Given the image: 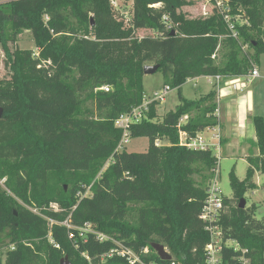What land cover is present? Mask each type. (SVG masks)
I'll use <instances>...</instances> for the list:
<instances>
[{"label": "trees", "instance_id": "1", "mask_svg": "<svg viewBox=\"0 0 264 264\" xmlns=\"http://www.w3.org/2000/svg\"><path fill=\"white\" fill-rule=\"evenodd\" d=\"M126 1L128 26L111 0H0V42L11 71L0 79V242L13 245L0 264H59L64 256L70 264H129L104 256L115 242L146 264H206L210 234L200 214L217 158L210 148L179 144V132L193 138L218 125L217 91L188 99L180 87L200 76H246L259 64L264 0H224L233 31L215 0L193 17L182 10L190 0ZM22 30L32 33L37 55L6 47L7 31L15 37ZM136 30L156 34L138 37ZM146 64L158 65L179 102L160 119L158 103H150L128 129L130 138L148 139L147 150L119 151L114 120L142 103ZM251 122L258 153L247 156L243 179L229 172L232 197L223 196L217 221L221 264H243L241 256L264 264V214L255 218L254 203L239 207L256 187L255 172L264 173V118ZM85 224L90 229L82 232ZM155 244L171 259H161Z\"/></svg>", "mask_w": 264, "mask_h": 264}, {"label": "rangeland", "instance_id": "2", "mask_svg": "<svg viewBox=\"0 0 264 264\" xmlns=\"http://www.w3.org/2000/svg\"><path fill=\"white\" fill-rule=\"evenodd\" d=\"M190 5H186L182 8L183 12H186L188 16H199L211 10V3L209 0H190ZM111 6L116 13V16H121L123 23L125 26L130 24V17H131V8H132V1L126 0H111ZM235 21L239 23L245 22L243 18L240 16L235 17ZM156 33L151 30H136L135 35L138 37H142L145 35H155ZM7 41L6 47H9L10 50H15L16 48L21 50H32L33 54L37 55V48L34 45V39L32 37V33L29 30H22L20 34L13 37L10 31H7ZM244 50L252 51L251 49H247L244 46ZM261 63L258 64V71L259 75L257 78L250 79L248 76L241 77L239 76L238 79H242L241 81L245 84L244 90H242V95L248 94L249 92H253L255 96L253 97V111L255 114L261 113L264 114V108L261 110V106L257 105L256 98L258 99V95L260 93H264V54L260 58ZM150 65V64H146ZM152 65V64H151ZM257 66V65H256ZM254 66V67H256ZM11 77V71L9 69V65L6 61V57L4 55V50L0 42V79L8 80ZM236 78V77H235ZM230 80V79H227ZM223 81V80H222ZM220 84V88L225 91L221 93L218 99V115L219 121L223 123H228L227 127L230 125L227 122V115L231 117L229 111L239 109V113L243 111V109H250L248 108V102H250L251 98H244L239 100V103H235L233 101V95L227 96L226 89L231 87L229 81H223ZM220 82V81H219ZM219 82L216 79L207 80L206 76H200L197 79H189L184 84H182L180 89L181 96L188 98V99H195L198 98L200 95L205 94L209 91V89L213 86L214 89L218 90ZM164 77L161 71H156L152 74H146L143 79V87H144V96H150L152 92L162 90V86L164 85ZM230 84V85H228ZM243 95V96H244ZM179 94L177 88H171L166 95L165 101L162 104L158 103L156 107L157 118L160 119L161 116L169 111L174 109L176 104L179 102ZM217 113V111H216ZM249 118V115L247 116ZM185 120V118H183ZM250 121V119H248ZM244 123L245 121L242 120ZM239 123L236 124L237 128ZM253 128V124L251 122L250 125ZM245 142L242 145L235 143L236 147L227 148L224 146V142L227 140L225 137V133L222 130H219V126L209 127L204 129L203 131L197 133V137L201 138L203 142L206 144L208 148L211 149L212 153L216 156V182L219 185V189L223 196L231 198L232 197V189L229 184V172L234 168L235 174L238 179H243L245 177V172L248 166L246 161L247 156L255 155L258 153V149L256 147V140L254 141L252 137L251 130L245 131ZM235 141V140H234ZM161 145L167 144L166 141H160ZM148 147V139L146 137H136L130 138L127 136L123 138L120 143V147L118 150H125L127 152H145ZM232 151H234L235 155H232ZM111 159H108L105 163L104 168L108 164H110ZM253 180L256 184V187L253 190H249L243 196L245 200V206H250L251 204L257 205V210L254 214L255 218H261L264 214V173L256 171L253 177ZM4 179H0V187L1 189H5L3 185ZM211 181L209 182V186L211 185ZM88 194V191L86 192ZM53 208L56 210L57 206L52 205ZM34 212H37L36 209H33ZM63 225L67 226V222L64 221ZM90 225L88 224L85 229H81L82 232L87 231L90 229ZM49 241L53 243V241L49 238ZM229 246L237 245L234 241H228L227 243ZM13 245L8 243V240L3 239L0 242V257L2 262L5 261V253L7 250L12 249ZM166 249V248H165ZM167 250V249H166ZM44 257V256H43ZM63 258V257H62ZM68 261V259L66 260ZM40 264H46V260L42 259Z\"/></svg>", "mask_w": 264, "mask_h": 264}, {"label": "built area", "instance_id": "3", "mask_svg": "<svg viewBox=\"0 0 264 264\" xmlns=\"http://www.w3.org/2000/svg\"><path fill=\"white\" fill-rule=\"evenodd\" d=\"M215 6L224 15V20L228 22L229 28L232 30V24L229 22L230 17L226 14L228 8L227 5L224 3V0H215ZM163 19L166 20L167 18L163 17ZM233 35L235 36L234 32ZM258 75L259 74L257 68L253 67V69L246 76L252 79L258 77ZM206 77L208 80L216 79L218 81L220 79V76H206ZM100 89L108 91L109 87L102 86ZM170 89L171 88L168 85H163L162 90L154 91L150 96L145 97L143 94V100L139 106L134 107L129 113H124L119 115L114 120V126L122 130L121 140L128 136V129L130 125L134 122H138L140 119H142L145 116L146 112L148 111L149 104L152 102L161 103L165 101L166 95L168 94ZM120 143L118 147H120ZM155 144L161 145L160 141H156ZM179 144L185 145L186 147L192 149L208 148L200 137L198 138L196 135L193 138H187L184 132H179ZM215 176H216V172H215ZM215 176L214 178L211 179L212 182L211 185L210 186L208 185L207 198L205 200V205L200 214V218L205 223L204 229L207 230L210 234V240L205 245V253L207 256L206 264H221L220 252L223 245L221 227L217 224L220 212L223 209V195L221 193V190L219 189L218 183L216 182ZM87 226L88 224H85V227ZM85 227L83 229H85ZM96 234H97V239L99 241L108 238L106 235H103L101 233H96ZM228 241H226L224 244L228 245L227 244ZM115 243L117 244L118 248L112 249L110 252H108V254H105L104 256H112L115 254L126 258L129 264H135V263L146 264V263H142L138 255L135 252H133L130 248L122 244H119L117 242ZM234 243L236 242L234 241ZM234 248L238 249V244L235 245ZM142 251L146 253L147 249L144 248ZM242 252L244 253L245 250H242ZM83 256L88 258L86 254H83ZM239 259L240 261H242L243 264L248 262L247 258H245L244 256H241Z\"/></svg>", "mask_w": 264, "mask_h": 264}, {"label": "crops", "instance_id": "4", "mask_svg": "<svg viewBox=\"0 0 264 264\" xmlns=\"http://www.w3.org/2000/svg\"><path fill=\"white\" fill-rule=\"evenodd\" d=\"M261 56H260V58H261ZM260 63H261V60H259V65H260ZM256 68L258 71V65L256 66ZM258 74H259V71H258ZM144 77H145V74L143 76V79H144ZM241 77H244V76H241ZM197 78L198 77L193 78V79H197ZM255 78H257V77H255ZM227 79H230V80H227ZM222 80L223 81H229V83L231 84V87L229 89H226L225 93L228 94L227 96L233 95L234 97L232 99H233V101H235L236 104L239 103V100H241V99L251 98L250 102H248V106H249L248 108H250V109L244 108L243 111L241 113H239L240 110L237 109L238 106L235 105L236 109H234V110L232 109L231 112L229 111V114L231 115V117L227 115V120H228L227 122L230 121L229 122L230 125L228 127H227L228 123H223V122L219 121V115H218V113H219L218 112V99H219V96L221 95V93L225 91L224 89L222 90V88H220V84H222L221 83ZM241 80L242 79H238V77H236V78L235 77H220V79L218 80V82L220 81L219 82V88H218V90H216L217 91V97H216L217 113H216V115L218 118V125L217 126H219V130H222L223 133H225V137H227L226 138L227 140L224 142L225 143L224 146L227 148H229V147L233 148L232 150H234L235 149L234 147H236L235 143H238L239 145L241 144L242 148L244 147L243 146L244 145L243 143L245 142L244 133L246 130L247 131L251 130L252 137L255 141L256 136H255L254 127L252 128L250 126L251 125V117L258 115V116H262L264 118V114L261 113L262 111H260V113H258V114H255L253 111L254 110L253 109L254 108L253 107V105H254L253 97L255 96V94H253V92H249L247 95L246 94L245 95L243 94L244 96L242 95V90H244L245 84ZM230 84H228V85H230ZM180 89H181V87H180ZM212 89H214L213 86L209 89V91ZM257 97H258V99L256 98V103H257V105L261 106V110H263V108H264V93H260ZM160 104H162V102ZM248 115H249V118L247 117ZM248 119H250V121ZM242 120H244L245 122L243 123ZM238 122H241V124L239 123L238 128H237L236 124ZM234 153L235 152L232 151V155H235Z\"/></svg>", "mask_w": 264, "mask_h": 264}, {"label": "water", "instance_id": "5", "mask_svg": "<svg viewBox=\"0 0 264 264\" xmlns=\"http://www.w3.org/2000/svg\"><path fill=\"white\" fill-rule=\"evenodd\" d=\"M92 20V19H91ZM92 23H93V20H92ZM158 68V65L155 64V65H145L143 67V73L146 75V74H152L154 72H156ZM1 108H0V116H1ZM239 207L240 208H244L245 207V200L244 198H240L239 200ZM154 249L156 251V253L158 254V256L161 258V259H164V260H170L171 259V255L167 252V250L163 247V245L161 244H155L154 245ZM67 260V257L64 256L63 258H61L59 260V264H70L69 261H66Z\"/></svg>", "mask_w": 264, "mask_h": 264}]
</instances>
